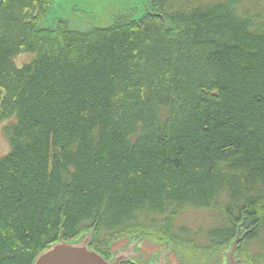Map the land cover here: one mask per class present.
<instances>
[{"label": "trees", "instance_id": "1", "mask_svg": "<svg viewBox=\"0 0 264 264\" xmlns=\"http://www.w3.org/2000/svg\"><path fill=\"white\" fill-rule=\"evenodd\" d=\"M181 1L89 31L40 28L52 0L2 1L0 264L92 229L107 259L129 235L215 253L240 231L264 264L247 247L264 233V3ZM188 209L221 219L204 247L175 231Z\"/></svg>", "mask_w": 264, "mask_h": 264}, {"label": "rangeland", "instance_id": "2", "mask_svg": "<svg viewBox=\"0 0 264 264\" xmlns=\"http://www.w3.org/2000/svg\"><path fill=\"white\" fill-rule=\"evenodd\" d=\"M216 1L220 0H182L181 4L187 3L191 5L192 3L201 4ZM177 2H180V0H172V5L175 6ZM145 4H150V0H52L49 12L46 18L40 22L39 27L55 28L58 22L62 21L71 30L89 31L97 27L111 25L116 21L117 16L123 12L135 10V15L137 16L144 9ZM34 57V54L27 52L18 55L14 61L18 67H22L31 62ZM7 124H9V121L0 124V158L7 155L10 151L8 138L3 130ZM220 222L221 219L217 213L208 210L188 209L177 220L175 231L177 233L180 229L187 228L189 230L188 237L194 239L197 246L204 247L206 233L217 227ZM131 237L134 241L140 237H144L136 247V251L141 252L143 258L138 261L130 260L135 264H153L154 257L165 250V243L168 241L155 243L145 238L142 234L129 235L112 245L111 258L116 254L118 248L126 247L129 244ZM263 245L264 233L259 240H256L247 247L251 252H259L263 250ZM169 247L173 248V252L166 257L168 264H226V254L230 249L229 245L215 253L194 252L183 246L177 247L170 241ZM236 257L240 259L239 264H245L238 252L236 253Z\"/></svg>", "mask_w": 264, "mask_h": 264}, {"label": "water", "instance_id": "3", "mask_svg": "<svg viewBox=\"0 0 264 264\" xmlns=\"http://www.w3.org/2000/svg\"><path fill=\"white\" fill-rule=\"evenodd\" d=\"M146 14L162 16L153 13L150 4H145L144 9L139 15L134 17V20L137 21ZM94 236L95 229L83 233L74 241H65L61 234L59 240L42 251L36 257L33 264H123L126 261H138L143 258L142 253L136 251V247L144 237H140L136 241L131 237L126 247L118 248L116 254L112 258L107 259L101 253L91 248ZM244 237L245 235L241 236L239 231L236 238L230 244V249L226 254V264H239L240 259L236 257V253L238 244ZM165 244V250L154 257L153 264H168L166 257L173 252V248L169 247V241Z\"/></svg>", "mask_w": 264, "mask_h": 264}, {"label": "flooded vegetation", "instance_id": "4", "mask_svg": "<svg viewBox=\"0 0 264 264\" xmlns=\"http://www.w3.org/2000/svg\"><path fill=\"white\" fill-rule=\"evenodd\" d=\"M3 0H0V4L2 3Z\"/></svg>", "mask_w": 264, "mask_h": 264}]
</instances>
